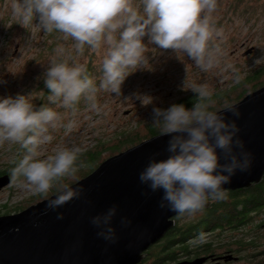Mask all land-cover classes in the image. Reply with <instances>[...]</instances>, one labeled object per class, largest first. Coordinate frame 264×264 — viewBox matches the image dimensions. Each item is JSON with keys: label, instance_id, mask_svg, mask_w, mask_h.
<instances>
[{"label": "clouds", "instance_id": "clouds-1", "mask_svg": "<svg viewBox=\"0 0 264 264\" xmlns=\"http://www.w3.org/2000/svg\"><path fill=\"white\" fill-rule=\"evenodd\" d=\"M216 7V0L11 2L12 15L19 22L29 24L35 18V25L42 31H56L62 39L71 38L73 42L68 50L63 44L57 45L44 70L43 84L49 90V104L59 101L60 106L72 109L83 97L92 110H97L98 88L119 96L124 78L147 65L146 44L142 42L145 36L160 49L187 56L202 71L215 68L222 55L220 48L211 43L214 38H222V30L212 20ZM85 47L90 51L104 48L98 84L87 73L86 66L74 58ZM190 90L196 96L190 107L172 103L167 108H152L150 123L160 134H168V155L154 159L157 154L153 153L137 174L139 183L150 192L160 190L157 207L178 217L192 216L209 202L226 199L223 185L237 171L246 172L253 158L237 135L235 121L225 118L224 111L239 117L237 104L225 101L221 111L213 107L212 94L205 85H192ZM26 96L17 93L0 97V143H15L24 149L10 169L12 180L42 196L52 190L45 208L55 211L57 206L79 198L84 191L83 185L64 182L65 177H75L82 166L78 157L84 149L61 146L53 154L40 158V146L52 139L49 129L60 126L69 129L72 123L61 124V115L52 107L41 105L34 109ZM221 159L223 163L219 162ZM115 213L116 205L112 204L88 218L89 224L97 229L95 235L109 243L116 240L110 223ZM56 218L61 219L62 213L57 212ZM119 223L127 226L130 220L121 216Z\"/></svg>", "mask_w": 264, "mask_h": 264}, {"label": "rangeland", "instance_id": "rangeland-1", "mask_svg": "<svg viewBox=\"0 0 264 264\" xmlns=\"http://www.w3.org/2000/svg\"><path fill=\"white\" fill-rule=\"evenodd\" d=\"M11 2L0 0V97L19 93L27 95L26 98L30 100L40 92L34 90L36 79L42 76L49 58L55 55L54 49L63 44L68 50L73 42L71 38L62 39L60 33L50 35L42 31L35 25V18L29 24L19 22L12 15ZM134 2L138 3L139 0ZM216 3L212 20L222 30V38H214L211 43L220 48L222 55L215 68L202 71L182 53L160 49L148 42L146 36L143 37L147 65L133 71L130 69L131 72L120 84L119 96L97 89V110L90 109L89 102L83 97L72 109L60 106L59 101L48 104L61 115V124L71 121L72 126L69 129L63 126L49 129L52 139L40 146V158L53 154L61 146H81L83 151H88L98 141L113 139L120 130L139 128L142 122L151 120L154 106L167 108L190 92L192 85L203 84L212 94L217 88L238 83L248 71L264 65V0H216ZM248 48L251 50L246 52ZM103 55V47L95 51L85 47L74 58L80 63L89 60L94 70H98ZM237 76L238 79L235 78ZM144 97H148L149 102ZM138 130L141 136L143 130L141 127ZM18 147L15 143H0V169L14 158L15 153L19 158L24 154L22 148L17 151ZM78 164L82 166L76 174H81L88 165ZM37 195L40 194L20 187L10 175L8 184L0 188V204L4 203V209H13L17 205L26 208L38 201ZM4 209L0 210V215L6 214L2 212ZM193 218L194 214L180 217L178 224L187 223ZM252 249L249 248L250 251ZM246 252L244 247L239 250L240 255ZM239 264H243V261Z\"/></svg>", "mask_w": 264, "mask_h": 264}, {"label": "water", "instance_id": "water-1", "mask_svg": "<svg viewBox=\"0 0 264 264\" xmlns=\"http://www.w3.org/2000/svg\"><path fill=\"white\" fill-rule=\"evenodd\" d=\"M234 103L239 117L223 107L218 109L224 111L226 119L235 121L237 135L253 158L246 172L237 171L223 185L226 190L248 188L259 183L264 174V84ZM167 138L168 134L156 133L103 158L70 183L83 185L81 196L55 211L45 208L51 193L17 212L1 214L0 264H136L143 251L173 225L175 213L157 207L160 190L150 192L137 179L150 155L156 153L154 159L168 155ZM8 182L9 175L0 174V188ZM112 204L116 213L110 223L116 240L109 243L95 235L97 229L88 218ZM57 212L62 213L61 219L56 218ZM121 216L130 220L127 226L120 225Z\"/></svg>", "mask_w": 264, "mask_h": 264}, {"label": "trees", "instance_id": "trees-1", "mask_svg": "<svg viewBox=\"0 0 264 264\" xmlns=\"http://www.w3.org/2000/svg\"><path fill=\"white\" fill-rule=\"evenodd\" d=\"M59 34L56 31L49 32L50 35ZM55 39V38H52ZM51 48V47H49ZM91 55H88L90 57ZM86 66L87 73L93 77L96 83H99V79L101 77L100 67L98 70H94L89 60L83 63ZM44 73V72H43ZM37 83H35L34 90L35 92L40 90L38 94H36L29 101L33 104L34 109L40 107L41 105L48 106L49 102L47 100V96L49 94V90L43 84V74L42 76L36 79ZM264 84V65L260 66L257 69H251L247 72L245 77L241 79L236 84H230L226 87L217 88L215 92L212 93V99L214 101L213 107L218 109L221 108L225 101L234 102L240 99L245 93H247L251 89H255ZM99 89V88H98ZM196 101V96L191 91L188 92L185 96L176 99L173 103H183L184 106L190 107L192 103ZM172 104V103H171ZM170 105V104H169ZM168 105V106H169ZM151 120L142 122L140 126L143 130V134L140 136L138 133V129H130V130H120L117 135L111 140L98 141L93 148L88 151H83L78 157V163L88 165L81 174H76L72 179L64 178L65 183H69L73 180H76L79 177L84 176L86 173L91 171L104 157L107 155L113 154L115 152L120 151L121 149L135 144L138 141L159 133L158 129L154 127L151 123ZM20 149L18 147L17 151ZM106 153V154H104ZM19 159L18 153H15L14 158L11 159L6 165L0 169V174L6 173L10 176V169L14 166V162ZM80 173V172H79ZM227 197L222 201L215 202L217 208H223L224 211L218 212H206L205 216L210 218L204 222H198L197 220H191L187 223H184L185 226L183 228L178 227L177 224L174 225L175 229H178V235L174 238H170L173 240H181L182 238L179 235L191 234L194 231L200 230L201 227H206L212 223L220 224L221 222L224 225L232 224L233 222L240 221L244 217H246L245 210H253L258 209V207H264V174L259 183L255 185H251L248 188H238L232 190H226ZM52 193V190L49 191V196ZM242 195L241 197L239 196ZM45 196V197H47ZM38 201L42 198H45L42 195H37ZM34 197H32L33 199ZM35 199V200H36ZM36 201H34L35 203ZM241 203V204H240ZM212 204L210 208L215 206ZM237 206V207H236ZM25 206L17 205L13 209H8L5 207L4 203L0 204V210L4 209L2 212L10 213L12 211H16L19 208L23 209ZM236 208H241L240 210H236ZM176 229V230H177ZM174 234V233H173ZM175 235V234H174ZM181 235V236H182Z\"/></svg>", "mask_w": 264, "mask_h": 264}, {"label": "flooded vegetation", "instance_id": "flooded-vegetation-1", "mask_svg": "<svg viewBox=\"0 0 264 264\" xmlns=\"http://www.w3.org/2000/svg\"><path fill=\"white\" fill-rule=\"evenodd\" d=\"M215 202H209L202 211L194 213L192 220L204 222L210 219L205 216L206 212L224 211L217 208ZM212 204L215 206L209 209ZM244 213L246 217L232 224L212 223L191 234H181L180 241L170 239L180 234L175 224L180 228L185 226L178 224L180 217L175 214L173 225L143 251L136 264H239L240 261L264 264V207L246 209ZM243 247L247 252L240 255L239 250ZM250 247L254 249L250 251ZM256 255L260 257L255 258Z\"/></svg>", "mask_w": 264, "mask_h": 264}]
</instances>
